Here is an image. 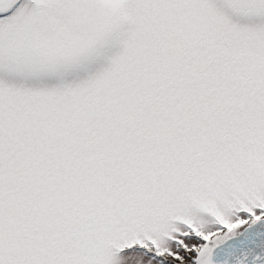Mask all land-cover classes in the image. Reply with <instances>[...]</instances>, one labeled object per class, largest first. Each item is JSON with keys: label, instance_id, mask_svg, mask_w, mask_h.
<instances>
[{"label": "snow or ice", "instance_id": "6c2138e0", "mask_svg": "<svg viewBox=\"0 0 264 264\" xmlns=\"http://www.w3.org/2000/svg\"><path fill=\"white\" fill-rule=\"evenodd\" d=\"M0 264H264V0H0Z\"/></svg>", "mask_w": 264, "mask_h": 264}]
</instances>
